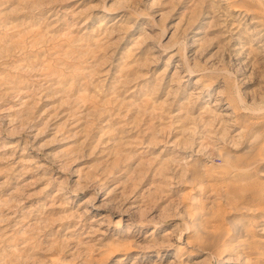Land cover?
<instances>
[{"label": "rangeland", "instance_id": "obj_1", "mask_svg": "<svg viewBox=\"0 0 264 264\" xmlns=\"http://www.w3.org/2000/svg\"><path fill=\"white\" fill-rule=\"evenodd\" d=\"M262 139L264 0H0V264H264Z\"/></svg>", "mask_w": 264, "mask_h": 264}, {"label": "bare ground", "instance_id": "obj_2", "mask_svg": "<svg viewBox=\"0 0 264 264\" xmlns=\"http://www.w3.org/2000/svg\"><path fill=\"white\" fill-rule=\"evenodd\" d=\"M230 105H231V103H228V106H230ZM252 138L255 139L256 135ZM259 143H260L259 146L264 147V139H262ZM258 161L263 162L264 161V155L261 154V155H258L257 158H254V159L252 158V160H250L248 163L249 167H240V166H238V164H233V163L232 164L227 163L224 165V167L221 166V170H222V168H224L222 174H226V176L228 175V178L231 180V182L229 180H228V182H225V189H224L225 200H226L225 202L231 208H236L243 203L250 204L253 207L257 206V204H259L258 198H259V194H260L261 190L256 185V182L253 179H251V177H250L251 172H249V168H251V166H255V164L259 163ZM224 163H226V162H224ZM245 165H246V163H245ZM193 198L194 197H192V199ZM253 207L243 206V208L247 209L246 210L247 214H249L250 212H253V210H256L258 208V207H254V208ZM262 220L264 221V217H262ZM238 228H239V225H236L233 229H226V230L224 229V231L220 230L221 231L220 233H217L216 231L215 232H209L215 238L216 245H214V246H216L217 252L219 254H221L225 251H229V250H232V251L235 250L233 252H236L237 249L239 250L241 244H243L248 233L247 232L244 233L245 232L244 230H242V229L238 230ZM236 230H238L237 233H239V234L241 232H243V233L240 235L242 237L237 239L238 241L235 240L236 241V243H235L232 241V239H233L234 232ZM246 249L248 252L250 251V252L256 253V256H255L256 259L264 256L261 252L260 253L255 252L258 249L260 250V248L256 247L255 244H252V243L247 244ZM114 253H115V251H111L109 254H114ZM126 257H127V254L124 253L121 256L117 257L116 260L121 261Z\"/></svg>", "mask_w": 264, "mask_h": 264}]
</instances>
